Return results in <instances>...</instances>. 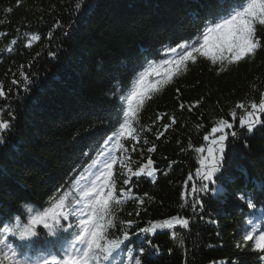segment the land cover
<instances>
[{"label": "trees", "instance_id": "16d2710c", "mask_svg": "<svg viewBox=\"0 0 264 264\" xmlns=\"http://www.w3.org/2000/svg\"><path fill=\"white\" fill-rule=\"evenodd\" d=\"M215 5L216 0H20L17 6V0H0V83L9 92L7 101L0 99V108L9 106L3 119H9V111L15 114L0 143V218L11 221L19 216L27 222L25 206L39 211L69 191L106 150L105 141L117 129L126 106L121 97L146 58L159 60L162 46L195 36L204 20L217 14ZM57 22L60 27L54 28ZM26 33H37L41 39L25 47ZM224 66L229 70L219 72V62L212 65L198 57L186 74L144 104L134 125L140 134L137 151L131 152L132 141H121L129 148L132 168L151 157L159 171L155 183L143 176L132 178L133 192L147 193L150 199L143 206L128 200L117 212L118 221H136L131 231L137 232L150 221L176 215L191 218L190 230L177 228L176 239L169 230L133 236L129 246L145 248L144 264H264L251 242H243L250 212L238 199V194L247 193L258 209L264 205V125L252 133L240 129L243 112L235 109L237 102L259 101L264 51L252 62ZM197 101L199 106L188 111ZM233 110L240 135L229 137L218 180L226 195L203 196V210L193 211L182 205L181 193L188 175L199 167L194 147L205 145L208 129L219 118L231 120ZM158 113L167 115L157 120ZM172 116L176 123L157 139ZM152 145L156 151L149 153ZM122 186L118 178L117 187ZM38 231L41 235L31 247L32 242L13 241L32 261L58 251L46 230ZM148 240L159 246V254Z\"/></svg>", "mask_w": 264, "mask_h": 264}, {"label": "snow or ice", "instance_id": "6c2138e0", "mask_svg": "<svg viewBox=\"0 0 264 264\" xmlns=\"http://www.w3.org/2000/svg\"><path fill=\"white\" fill-rule=\"evenodd\" d=\"M19 3L20 0H17V6ZM81 7V4H76L77 10ZM215 8L217 14L206 18L195 36L162 46L158 50L161 57L159 60L146 58L144 66L134 76V83L126 90V95L121 97L126 106L121 112L117 129L105 141L106 150L98 154L86 173L79 174L69 191L53 197L50 206L39 211L25 206L27 222H22L19 216L11 221L0 218V264H144L145 248L129 246L133 236L155 235L158 230H169L172 238L176 239L177 228L190 230L191 218L188 216L176 215L150 221L148 226L139 228L137 232L131 231L136 221H118L117 212L128 200L143 206L146 198L150 199L147 193L139 196L133 192L132 178L139 180L143 176L155 183L159 171L151 157L133 169L130 166L132 160L129 148L121 141H132L131 152L137 151L140 134L134 125L139 123L138 116L144 104L176 78L186 74L189 66L197 63L198 57L207 58L212 65L219 62V72H225L229 70L224 66L225 62L238 67L241 63L254 61L257 54L264 51V0H216ZM53 27H60L59 22ZM26 36L28 39L25 47H31L33 42L41 39L37 33H26ZM47 38L51 40V32ZM16 42L13 39L11 44L15 45ZM12 50L11 46L7 48L8 52ZM49 55L54 57L55 53L50 52ZM21 75L26 82L31 83L27 74L22 72ZM12 83L17 84L18 81L13 80ZM24 90L29 89L25 87ZM176 92L179 95L180 89L177 88ZM0 99H9V92L4 89L3 83H0ZM198 106L199 101L189 105L188 111ZM8 107L0 108V143H4L2 134L10 129L11 121L15 119L11 111L8 112L9 119H3ZM179 107L183 110L184 103L181 102ZM235 109L243 112L238 127L252 133L257 125H264V119L261 118L264 117V91L260 92L259 101L251 100L247 104L237 102ZM166 115L158 113L157 120H162ZM229 115L231 120L219 118L212 124L203 136L205 145L194 147L200 156L199 167L194 174L188 175L181 193L182 205L191 207L193 211L203 210V196L219 198L226 195V189L218 180L225 167L229 137L235 140L240 135L235 123L237 112L233 110ZM175 123L176 118L169 117V123L163 125L157 139ZM197 127L203 125L198 124ZM147 151L154 153L156 146L152 145ZM101 156L103 159H100ZM94 167L95 171L92 170ZM119 177H123V186L120 188L117 187ZM261 190L264 191V187ZM238 199L246 203L250 212L243 242H251L252 250L260 253L259 260L264 262V205L258 209L254 197L247 193L238 194ZM41 227L46 230L47 237L51 238L49 243L52 248L58 251H50L43 258L32 261L13 241L22 244L32 242L29 245L31 247L40 237L38 229ZM140 243L143 245L144 241ZM147 244L159 254V246L153 245L151 240Z\"/></svg>", "mask_w": 264, "mask_h": 264}, {"label": "rangeland", "instance_id": "374dc122", "mask_svg": "<svg viewBox=\"0 0 264 264\" xmlns=\"http://www.w3.org/2000/svg\"><path fill=\"white\" fill-rule=\"evenodd\" d=\"M117 166L119 167V164H117ZM132 167V165H130ZM134 169V168H133ZM121 180L123 179V177H119ZM134 178V177H133Z\"/></svg>", "mask_w": 264, "mask_h": 264}]
</instances>
